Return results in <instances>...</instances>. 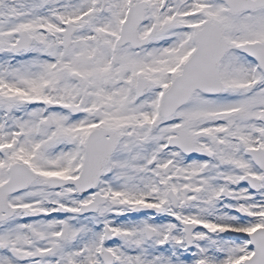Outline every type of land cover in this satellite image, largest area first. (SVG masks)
<instances>
[{
    "label": "snow or ice",
    "instance_id": "snow-or-ice-1",
    "mask_svg": "<svg viewBox=\"0 0 264 264\" xmlns=\"http://www.w3.org/2000/svg\"><path fill=\"white\" fill-rule=\"evenodd\" d=\"M0 264H264V0H0Z\"/></svg>",
    "mask_w": 264,
    "mask_h": 264
}]
</instances>
